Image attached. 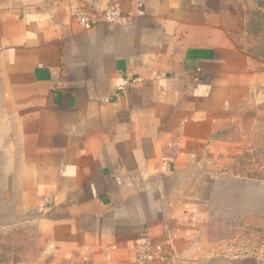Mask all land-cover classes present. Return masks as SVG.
<instances>
[{
    "label": "crops",
    "instance_id": "obj_1",
    "mask_svg": "<svg viewBox=\"0 0 264 264\" xmlns=\"http://www.w3.org/2000/svg\"><path fill=\"white\" fill-rule=\"evenodd\" d=\"M109 7L128 21L102 19ZM243 14L238 0H0V189L37 224L43 264L202 261L214 141L264 75Z\"/></svg>",
    "mask_w": 264,
    "mask_h": 264
},
{
    "label": "rangeland",
    "instance_id": "obj_2",
    "mask_svg": "<svg viewBox=\"0 0 264 264\" xmlns=\"http://www.w3.org/2000/svg\"><path fill=\"white\" fill-rule=\"evenodd\" d=\"M238 5L246 20L243 39L257 43L261 52L264 0H238ZM214 145L220 172L197 264H264V75ZM24 213L21 199L0 189V264H43L37 224L17 221Z\"/></svg>",
    "mask_w": 264,
    "mask_h": 264
},
{
    "label": "built area",
    "instance_id": "obj_3",
    "mask_svg": "<svg viewBox=\"0 0 264 264\" xmlns=\"http://www.w3.org/2000/svg\"><path fill=\"white\" fill-rule=\"evenodd\" d=\"M78 18H79L80 24L86 29L91 28L93 26V24L97 21L96 17H90V16L84 15V14H78ZM102 19H104L107 22H111V23H115V24H123V23H126L128 21V16L126 14H124L117 7H109L103 13ZM52 200H53L52 196H46L44 198L45 203L48 205L51 204ZM157 248H158V250L161 249L160 246H158Z\"/></svg>",
    "mask_w": 264,
    "mask_h": 264
}]
</instances>
